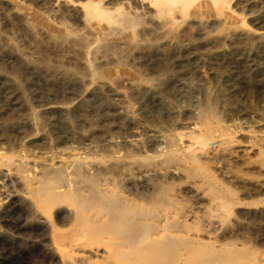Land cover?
Here are the masks:
<instances>
[{
  "label": "bare ground",
  "instance_id": "1",
  "mask_svg": "<svg viewBox=\"0 0 264 264\" xmlns=\"http://www.w3.org/2000/svg\"><path fill=\"white\" fill-rule=\"evenodd\" d=\"M36 1L49 10L51 16L47 19L39 15L41 24L37 25L31 21L29 13H24L21 15L24 26L30 31L45 30L52 38L61 39V42L64 39L84 47L94 78L106 76L108 70H101L97 65L105 59L116 61L119 69H114V72L127 71L126 64L129 63L125 61L134 53L113 49L112 42L142 44V50L135 52L134 57L160 58L173 55L176 44L187 34L185 37H189L188 40L192 44L196 43L198 48L203 44L208 48L211 43L232 48L236 39L252 44L255 38H264V25L255 27L254 24V0ZM58 18L63 21H54ZM67 19L76 20L81 27H69ZM145 34L147 36L141 43L138 37ZM61 42H58L59 45ZM97 60L101 61L97 63ZM45 61L41 63L39 60L41 69L42 64L46 65ZM57 66L56 69H59ZM138 74L141 81L149 82L148 75L142 72ZM216 102L217 98L211 99L208 109L199 110V121H195L193 126L179 129L172 134V138L167 137L169 140L165 144L155 142L154 148L146 140H137L138 137H124L122 141L111 140L105 144L107 150L104 152L108 153V146H111L108 155H91L92 152L88 155L83 152L72 160L65 158L54 161L49 156L50 160L42 157V161H37L35 158H39L34 155L33 158L28 147H23L19 154H15L17 148H14V154L0 151V167H7V180L21 187L22 196L19 200L31 204L35 213L37 211L40 214L36 219L52 239L44 249L34 253L43 254L42 258L49 259L50 264H249L243 257L246 250L234 244L209 245L185 234L189 229L201 228L191 221L206 219V212L202 213L204 209L201 211L196 206L199 202L206 205V183L213 190L207 197L208 201L216 202L221 216L230 214L237 205L264 203V180L257 184L238 181L243 192L237 194L233 188L216 178L209 167L208 161L221 159L230 144L237 141L238 132L247 137L244 127L225 124L220 110L216 109ZM260 129L264 131V123ZM258 132L253 140L257 147L255 159L258 166L255 171L263 175L264 133ZM130 145L137 146L144 153L136 156L140 151H134ZM230 154L228 156H232ZM248 171L251 170L244 168V172ZM190 191L196 192L198 199L190 203L186 200L185 203L182 195ZM7 194H0L1 218L6 212L3 206L14 202V196ZM227 252L236 256L237 260L230 262L226 257ZM17 263L25 264L20 258Z\"/></svg>",
  "mask_w": 264,
  "mask_h": 264
},
{
  "label": "rangeland",
  "instance_id": "2",
  "mask_svg": "<svg viewBox=\"0 0 264 264\" xmlns=\"http://www.w3.org/2000/svg\"><path fill=\"white\" fill-rule=\"evenodd\" d=\"M254 1V24L260 27L264 25V1ZM24 13H29L31 21L37 25L41 24L39 15L47 19L51 16L50 11L36 0H2L0 3V151L19 154L23 147H28L29 154L39 158H35L37 161L51 158L54 161L65 158L72 160L79 153L108 155L111 146H108L107 153L104 152L107 150L105 144L111 140L122 141L124 137H138L137 140H146L154 148L155 142L165 144L179 129L193 126L195 121H199L198 113L208 109L210 100L217 98L215 106L220 110L225 124L244 127L247 137L238 132L237 141L230 144L223 159L208 161L209 167L216 178L237 194L243 192L238 181L263 182L264 174L258 175L255 171L258 166L255 159L257 147L253 140L264 123V38H255L252 44L236 39L232 48L216 43H211L208 48L204 44L198 48L196 43L188 40L189 37H185L187 34L176 44L173 55L160 58L134 57L135 52L142 50V44L112 42L113 49L134 53L125 61L129 63L126 64L127 71L114 72L118 68L114 59L112 61L115 63L111 59L97 60V63L100 62V65L97 64L99 68L108 72L105 77L94 78L84 47L75 45L71 40L62 39L61 42V39L52 38L42 29L40 32L37 31L39 29L30 31L21 21ZM54 21L63 20L58 18ZM67 25L73 29L81 27L74 19H67ZM145 36L147 34L138 37L141 43ZM57 40L62 44L59 45ZM121 44H125L124 48ZM28 59H32L33 64ZM39 60L41 63L45 61L47 66L42 64L41 69ZM49 65H53V69ZM139 72L148 75L149 82L141 81ZM129 147L140 151L135 152L136 156L144 153L137 146ZM230 150L232 156H228ZM98 151L101 152L98 154ZM244 168L251 171L244 172ZM7 170V167H0V194L14 196V202L3 206L7 214L4 212L5 215L0 217V264H18L19 258L25 264H45L47 261L50 264L49 259H43V254L34 252L44 249L52 239L36 219L40 214L35 213L31 204L19 200L21 187L7 180ZM211 193L213 190L206 183V205L203 206L201 202L196 205L201 211L204 209L202 213L206 212V219L191 221L201 228L189 229L185 234L209 245L234 244L246 250L243 257L249 264H264V203L237 205L230 214L221 216L216 202L208 201ZM182 196L185 203L198 199L194 191ZM226 257L230 262L237 260L230 252Z\"/></svg>",
  "mask_w": 264,
  "mask_h": 264
}]
</instances>
